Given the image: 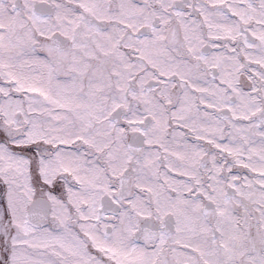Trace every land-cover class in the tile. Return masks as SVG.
Returning <instances> with one entry per match:
<instances>
[{"label": "snow or ice", "instance_id": "obj_1", "mask_svg": "<svg viewBox=\"0 0 264 264\" xmlns=\"http://www.w3.org/2000/svg\"><path fill=\"white\" fill-rule=\"evenodd\" d=\"M0 264H264V0H0Z\"/></svg>", "mask_w": 264, "mask_h": 264}]
</instances>
